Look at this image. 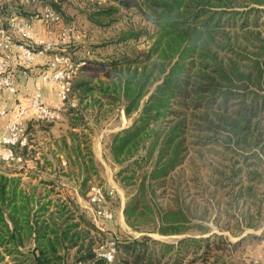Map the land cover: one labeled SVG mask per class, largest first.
<instances>
[{"label":"trees","instance_id":"obj_1","mask_svg":"<svg viewBox=\"0 0 264 264\" xmlns=\"http://www.w3.org/2000/svg\"><path fill=\"white\" fill-rule=\"evenodd\" d=\"M89 2L95 10L88 19L98 25H104L101 16L137 9L149 26L119 41L143 37L146 48L116 61L106 81H73L77 106L67 108V133L51 150L53 176L25 180V173L38 177L28 164V146L16 149L21 166L0 168V264H107L98 249L111 239L112 264H208L229 240L207 225L191 224L192 189L201 197V217L213 206L215 188L199 185L202 149L241 163L223 182L246 202L233 214L237 222L256 228L252 220L264 218V198L255 212L248 205L256 185L264 184V0ZM116 110L132 122L111 133L106 147L125 190L126 222L141 233L122 239L107 237L77 199V192L88 198L91 183L100 180L93 135ZM151 232L182 237L166 242Z\"/></svg>","mask_w":264,"mask_h":264},{"label":"rangeland","instance_id":"obj_2","mask_svg":"<svg viewBox=\"0 0 264 264\" xmlns=\"http://www.w3.org/2000/svg\"><path fill=\"white\" fill-rule=\"evenodd\" d=\"M60 2V1H59ZM58 2H55V4ZM57 8L62 17V22L55 23L54 25L60 27V25H76L78 31V37L71 41L67 48L72 59L76 62H85L78 74L75 76L74 81L82 79H92L94 82L106 81L107 77L105 72L111 69H116V61L127 56L131 58L137 53L144 51L146 48L144 38H140L138 41L129 39L127 41H119L120 36L123 34L131 33L134 29H138L143 26H149L148 21L144 19L143 15L135 8L127 9L121 8L117 14L110 17L101 16L99 19L104 25L95 24L88 19V12H94L95 6L88 0H62ZM26 6V5H25ZM18 8L21 13L31 14L32 11L24 9V5L19 3ZM10 15V14H8ZM6 15V16H8ZM3 16V17H6ZM74 25V26H75ZM53 29V26H52ZM55 30V29H54ZM106 64V67H102L101 64ZM22 79V78H21ZM20 79V82H21ZM45 95V94H44ZM76 98L77 95L73 94ZM46 97V95H45ZM9 99V96H5V99ZM51 98V97H48ZM54 100V98H52ZM78 97L76 98V100ZM9 103V101H7ZM91 112V111H90ZM110 118L106 122H102V127L95 129L93 135V144H95L96 158L101 164V177L100 180L94 181L92 184L100 185L105 191L113 189L114 192L108 196L106 208L110 209L114 213L113 220H99V223L103 225L106 230V236L112 235L118 236L120 239L128 235L138 236L141 233L133 230L126 222L123 207L125 205V190L116 180V171L118 166L113 162L109 150L107 149V143L109 142L111 133L118 131L131 124L132 119L127 118L123 110H116L110 114ZM67 109L61 112V118L56 122H49L32 117L28 120V136H29V150L28 157L32 158V162H28L29 166H37V169H31L36 177H30V175L24 174L25 180H30L32 183H37L39 178H48L53 176V169L56 166V158L53 157L51 152L55 148V140L59 138L61 134L67 133ZM53 124V125H52ZM221 150L219 147H215ZM204 152V164L198 161V178H200V184L206 183L212 190V208L211 212L206 217L203 216L202 201L200 195L194 194L195 203L192 204V225L197 226L199 223L210 227V233L222 234L228 237L229 246L227 249L217 251L214 256L209 260L208 264H251L250 255L257 252V249L261 246V240L259 236L264 229V218H258L257 216L252 220L253 224L257 227H247L237 222L233 214L239 215L244 208L242 199H236L234 197L235 191H232V183L226 186L224 183H229L228 180L231 176V166L237 168L241 166L237 157L229 155L213 153L210 149H202ZM95 153V152H94ZM226 156L228 159H225ZM53 163V165H52ZM2 167H19L18 163H1ZM28 166V165H27ZM30 168H27V170ZM189 170L185 168V172ZM221 171V172H220ZM34 176V175H33ZM112 176L119 191L116 190V185L111 186L109 178ZM246 184V176L243 177ZM216 180H220V183L216 184ZM222 181V182H221ZM215 182V185H214ZM214 185V186H213ZM257 191L255 199H250L248 205L252 206V210L255 212V204L259 199L264 198V184H257ZM238 187H236V190ZM238 191H236L237 193ZM89 196V195H88ZM77 199L80 204L88 210V214L91 213L89 207H95L89 202V197H83L77 192ZM243 203V204H242ZM92 214V213H91ZM90 214V215H91ZM255 214V213H254ZM123 216V217H122ZM241 221V220H240ZM242 228V230H241ZM150 236L160 239L166 242H176L182 234H162L160 232H151ZM232 246V247H231ZM119 258H117L118 262ZM264 264V261L263 263Z\"/></svg>","mask_w":264,"mask_h":264},{"label":"built area","instance_id":"obj_3","mask_svg":"<svg viewBox=\"0 0 264 264\" xmlns=\"http://www.w3.org/2000/svg\"><path fill=\"white\" fill-rule=\"evenodd\" d=\"M98 1L105 0H89ZM24 4L40 5V8L28 16L10 14L0 16V163L24 162L16 149L29 145L27 122L32 117L56 122L61 112L68 107L77 106L73 96V81L83 61L76 62L68 52V44L78 37L74 25H61L57 30L48 28L47 36L34 35V23H60L61 18L51 2L58 0H22ZM45 69L35 72L39 64ZM25 79L34 84H54L55 100L46 98L41 87L35 88L28 101L19 94V80ZM9 99H5V96ZM9 101V103H7ZM114 192L105 191L100 185L92 184L89 189V202L97 205L89 207L96 224L104 230L99 220H113L114 213L106 208L108 196ZM116 255V240L111 239L101 244L98 256L112 264ZM251 264L264 261V239L257 252L250 255ZM78 264H88L80 261Z\"/></svg>","mask_w":264,"mask_h":264},{"label":"crops","instance_id":"obj_4","mask_svg":"<svg viewBox=\"0 0 264 264\" xmlns=\"http://www.w3.org/2000/svg\"><path fill=\"white\" fill-rule=\"evenodd\" d=\"M19 3L21 5H24V7H26L24 9H28L32 12L36 11L37 9L40 8V5H37V4H32V5L24 4L22 2V0H0V16H6L8 14H17V15H20L23 17L28 16V13H21L20 12V9L18 8ZM52 26H53V29H55V30L58 29V28H56V26L54 24L52 25V24L44 23L42 21H37L34 23V35L45 37L49 34L48 28H52ZM44 69H45V66H43V64L41 63V64L36 66L35 72L40 73ZM39 86L41 87L43 93L46 95V98L51 97V98H54V100L56 99L55 98V90L56 89H55L54 84H44V85L43 84H41V85L40 84H34L33 82L25 80V79H21V82L19 80V94H20L21 98L24 101H28L29 94L35 88H38ZM67 127H68V124H67ZM93 148L95 149V144H93ZM94 152H95V155H97L95 150H94ZM108 181L111 184V186L116 185L112 176L109 178ZM116 190L119 191V189L117 188V185H116Z\"/></svg>","mask_w":264,"mask_h":264}]
</instances>
